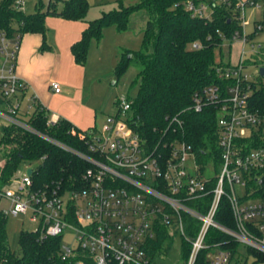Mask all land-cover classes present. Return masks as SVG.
<instances>
[{
    "label": "built area",
    "instance_id": "1",
    "mask_svg": "<svg viewBox=\"0 0 264 264\" xmlns=\"http://www.w3.org/2000/svg\"><path fill=\"white\" fill-rule=\"evenodd\" d=\"M233 1L215 0L212 5L189 0L186 9L194 17L211 18L212 6H231ZM235 1L244 27L246 9L260 7L262 0ZM24 7V1H16V10L25 11ZM22 41V34L0 32V127L14 126L42 137L89 168L78 180L41 185L34 178L37 169L28 168L21 179L3 184L6 159L0 141V200L10 202L4 215L30 214L31 222L40 224L37 232L42 238L63 239L66 229L74 232V244L61 243L60 260L66 264H159L178 239L181 252L184 244L190 246V256L182 264H196L204 251H210L208 264H242L243 250L234 251L229 243H208L212 231L264 256V102L254 97L264 85L259 77L264 76L247 74L245 51L237 65L217 67V75L230 84L208 87L195 96L196 111L209 104L219 107V154L205 149L199 155L191 144L176 139L151 148L130 126L132 102L125 97L118 99L117 114L102 130L78 134L87 146L81 152L31 126L39 102L28 98L29 84L17 74ZM233 41L244 48L250 43L244 29ZM51 88L61 93L60 84ZM57 122L50 118L48 126ZM72 134L77 135L75 130ZM212 161L219 173L208 177ZM15 182L16 189L5 188ZM224 203L233 214L231 225L217 221ZM163 237L161 248H156Z\"/></svg>",
    "mask_w": 264,
    "mask_h": 264
},
{
    "label": "trees",
    "instance_id": "2",
    "mask_svg": "<svg viewBox=\"0 0 264 264\" xmlns=\"http://www.w3.org/2000/svg\"><path fill=\"white\" fill-rule=\"evenodd\" d=\"M16 1L0 0V32L5 31L11 37L16 34H22L23 37L27 34H40L44 39L41 48L43 52L49 48L46 42L48 17L85 21L90 9L87 0H59L63 4L62 9H58L59 3L52 1L47 11L40 10L28 16L25 11L15 9ZM130 1L134 4L126 7L123 2H118L119 9L103 13L99 19L88 22L82 39L71 49L75 62L80 66L86 65L92 42H101L105 29L112 27L119 34L127 33L131 18L146 11L148 22L142 31L141 50L124 52L116 67L119 78L127 73L133 63L140 68L138 77L133 82V85L138 86V92L135 97L128 98L132 102L130 126L153 149L169 139H176L191 144L199 155L205 149H210V144H214V149L216 147L219 154V107L209 104L199 112L194 108V100L197 94L203 93L208 87H225L230 84V81L217 75V67L230 66L231 63L218 64L215 53L225 43L232 47L234 34L237 31L243 32L241 13L236 9L237 2L234 0L231 6H212L211 18H198L187 11L186 4L189 0ZM206 1L212 5L215 3V0ZM253 37L249 36L250 41ZM194 44L201 45V49H194ZM262 54L264 55V50ZM248 61L245 62L247 67ZM259 80L264 81V78L259 77ZM255 95L254 97L264 102V85ZM117 104L118 100L116 106ZM175 118L178 122H173ZM49 119L48 110L40 103L35 104V112L30 119L35 130L72 149L87 151L86 142L78 135L84 131L63 118L48 126ZM72 130L77 135H73ZM2 131L3 138L0 141L6 159L1 177L3 184L13 178L24 162L42 161L34 174L38 185L78 180L89 168L88 163L42 137L14 126H3ZM217 221L223 225L234 223L227 203L220 209ZM195 224L193 221V225ZM190 230V236L195 237L196 232ZM163 241L164 237L155 247L161 248L160 243ZM214 242L229 243L234 251L239 249L237 243L230 242L228 237L216 231H212L208 239L209 244ZM61 243V237L42 238L39 232H22L19 251H12L8 240L7 217L0 211V264H66L60 260ZM183 246L181 257L183 262H187L190 246ZM209 253L210 251H204L196 264H208ZM251 254L259 262L264 261V256L252 251Z\"/></svg>",
    "mask_w": 264,
    "mask_h": 264
},
{
    "label": "rangeland",
    "instance_id": "3",
    "mask_svg": "<svg viewBox=\"0 0 264 264\" xmlns=\"http://www.w3.org/2000/svg\"><path fill=\"white\" fill-rule=\"evenodd\" d=\"M25 2V13L30 16L37 11H47L50 3L53 1L59 3L58 9L63 8V4L59 0H22ZM90 9L85 21L92 22L99 19L103 13H108L119 9L118 2H123L126 7L134 4L130 0H87ZM148 22V13L141 11L131 18L130 28L127 33L119 34L114 28H107L104 31V38L101 42H92L88 61L86 63L89 78L94 83L92 89L96 93V103H105L108 105L106 114L104 110L99 111L100 121L98 129L102 130L106 126L108 118L115 116L118 112L116 102L120 98H133L138 92V86L133 85L137 79L140 68L137 64H132L127 73L121 78L116 75V67L124 52L139 51L142 48V31L145 29ZM244 31L249 36H254L250 43L243 47L242 44L225 43L221 49H217L215 53L216 62L231 63L237 65L240 61L242 52H246V60H250L247 67V74L256 77L261 68L264 67V0L260 1V7H248L245 12L244 18ZM255 46V49H253ZM258 62V64H256ZM91 76V77H90ZM103 112V113H102ZM104 119V120H103ZM3 138L2 128L0 127V140ZM210 152L214 149V144L209 145ZM211 161V160H210ZM42 161L24 162L21 164L16 174L13 176L15 179H21L26 173L28 168L37 169ZM219 173V167L214 169L213 161L210 162L207 168V176L214 177ZM15 182L12 186L5 188H17ZM10 209V202L6 199L0 200V211L8 212ZM7 217V232L9 246L12 251L18 252L20 249V236L22 232H37L40 224L31 222L30 214L20 215L14 217L12 215H5ZM62 243L65 245H72L75 243L74 232L66 229ZM181 240L175 241L168 255L159 261V264H182L183 260L180 251ZM241 247V248H240ZM239 249L244 251L242 264H264V261L259 262V259L247 251L244 247L240 246Z\"/></svg>",
    "mask_w": 264,
    "mask_h": 264
},
{
    "label": "crops",
    "instance_id": "4",
    "mask_svg": "<svg viewBox=\"0 0 264 264\" xmlns=\"http://www.w3.org/2000/svg\"><path fill=\"white\" fill-rule=\"evenodd\" d=\"M46 24L48 50L41 51L44 39L40 34H27L22 41L17 74L29 84L28 98L34 96L53 121L63 118L84 132L99 130V111L106 114L108 105L96 103L87 65H78L71 51L88 21L48 17ZM53 83L60 84L61 93L53 91Z\"/></svg>",
    "mask_w": 264,
    "mask_h": 264
},
{
    "label": "water",
    "instance_id": "5",
    "mask_svg": "<svg viewBox=\"0 0 264 264\" xmlns=\"http://www.w3.org/2000/svg\"><path fill=\"white\" fill-rule=\"evenodd\" d=\"M260 73H261V76H264V67L261 68ZM28 174L29 175L32 174V170L31 169L28 170Z\"/></svg>",
    "mask_w": 264,
    "mask_h": 264
}]
</instances>
